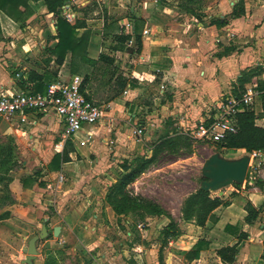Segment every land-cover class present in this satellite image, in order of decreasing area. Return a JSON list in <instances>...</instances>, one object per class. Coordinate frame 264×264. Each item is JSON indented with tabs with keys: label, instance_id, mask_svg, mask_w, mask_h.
<instances>
[{
	"label": "crops",
	"instance_id": "crops-1",
	"mask_svg": "<svg viewBox=\"0 0 264 264\" xmlns=\"http://www.w3.org/2000/svg\"><path fill=\"white\" fill-rule=\"evenodd\" d=\"M180 1L68 0L61 7V15L70 24L79 26L76 29L77 37L88 32L87 58L97 61L102 55L112 60L108 64L99 62L95 67L100 64L108 67L111 71L109 80L113 85L118 76L132 85L125 87L123 92L126 91V94L122 92L112 98L107 110L117 105L116 102L119 107H125V103H128L135 105L139 112L146 110L143 119L148 123L154 118L160 121L172 119L182 130L192 128L211 115L214 105L223 95L232 93V86L242 72L256 66L264 70V0H243L244 14L236 19L226 18L228 23L219 27L210 25L209 21L213 18L224 19L239 0H231L228 3L230 9L225 0H207L206 16H202L205 25L198 22L196 16L182 11L178 7ZM28 4L32 15L23 30L0 11V91L20 90L8 74L7 68L10 66L18 68L25 80L29 71L41 76L45 74L50 82L68 81L74 76L83 79L87 75L84 91L92 95L93 89L88 87L90 74L80 76L78 72H70V53L66 54L61 66L55 63L56 56L52 51L57 43L56 17L46 10L42 2L30 1ZM36 18H51L52 22L51 32L45 34L46 42L43 45V42H38L40 48L37 47V39L30 38L28 42L23 36ZM125 36L128 39L121 40ZM75 65L77 71L88 67L79 61ZM261 79L264 82V71ZM25 86L30 90L34 84L28 82ZM263 102L261 96L256 98V116L262 112ZM137 114L129 115V118H136ZM39 115L47 126L60 130L58 119L51 113L34 114L27 123L16 126L2 122L0 127L5 126L12 137L16 133L32 140V135L37 133ZM106 120L109 127L115 123V119ZM258 121H264V118L256 120L257 126ZM26 125L30 126L29 131L24 129ZM97 125L87 128L92 136ZM86 145L73 144L70 161L61 164L59 171H51L53 184L45 182L38 172L30 176L17 173L8 175L10 181L7 188L14 203L0 207V216L8 213L0 220L2 264H24L28 240L40 232L43 224L48 237L36 243L37 255L33 264H58V252L46 246L58 242L59 247L67 243L69 237L75 242L72 250L80 246L82 251L90 253L103 245V215L105 213L109 219L111 210L100 204V193L90 179L91 170L87 168L89 160H83L85 166L73 161ZM63 148L61 151L55 149L56 154L61 153ZM59 175L64 178L62 183L57 182ZM261 179L264 180V174ZM229 185L224 186L223 190H215L216 195L210 194L211 197L229 200L230 205L214 210L204 227L184 223L191 227L188 230L193 229L199 235L182 253L185 262L222 264L216 251L235 245L238 235L243 232L247 237L239 245L236 264H264V194L244 193L256 209L263 206L259 217L252 224H246L247 213L243 206L229 199V195H234L231 186L234 187V184ZM54 218L60 220L59 226H50ZM54 227H59L57 238L52 235ZM201 232L205 237H200ZM199 240H204L207 247L197 259L187 260L186 253ZM168 243L172 245L171 241ZM103 259L104 256L91 264L98 261L103 264Z\"/></svg>",
	"mask_w": 264,
	"mask_h": 264
},
{
	"label": "rangeland",
	"instance_id": "rangeland-1",
	"mask_svg": "<svg viewBox=\"0 0 264 264\" xmlns=\"http://www.w3.org/2000/svg\"><path fill=\"white\" fill-rule=\"evenodd\" d=\"M160 1L166 3V0ZM225 1H227V8L230 9L228 3L231 0ZM208 5V1L205 0L199 15L206 16L204 10H207ZM225 18H229V15ZM51 24V18L41 20L36 18L23 33L24 40L30 42V38L37 39V47L40 48L41 44L46 42L45 34L52 30ZM38 42L43 43L39 44ZM7 71L15 81L17 77L13 73L18 72L19 69L9 66ZM77 72L80 76L85 73L90 74L88 87L93 89V93L90 96L86 95L96 104L106 107V111L109 113L104 115L105 121L97 125L90 142L86 143L83 150L79 153L75 151L77 154L73 161L80 166H85L83 160H89L87 168L91 170L90 179L100 193V204L103 208L109 207L111 211L109 219L105 213L103 215L105 223L103 245L98 246L90 253L82 251L80 246H76L72 250L75 243L72 237H69L67 243L60 244L59 247H57L58 242H52L46 248H55L54 250L58 252V264H88V262L91 264L93 260H98L102 256L105 259H103V264H158L159 250L162 251L163 264H194L193 262L187 263L182 259L185 248L199 236L198 233L192 231L193 229L188 230L191 227L185 226V222L181 220L182 204L190 194L199 189L200 183L203 181L202 166L212 154L218 153L227 159H238L248 153L221 149L218 144L196 140L190 135L195 126L182 130L172 119L160 121L154 118L150 120L151 123H148L143 119L146 110L139 112L135 105L130 106L125 103V107H119L116 102L117 105H113L111 109L107 110V105L113 96L117 92H123L116 85L110 83V69L100 64L97 67L88 66ZM261 78L262 74L259 77H253L250 82H263ZM259 88L262 87L259 86ZM136 113H138L136 118H129V115L133 116ZM110 118L115 119V123L111 127L106 120ZM257 124L264 126V121H258ZM137 125L143 128V133L139 137L133 133ZM24 129L29 131L30 126L26 125ZM36 130L37 133L32 135L33 139L29 140L16 133L12 137L5 126L0 127V161L5 159V151L12 150L9 166L0 167V178L8 179L9 177L6 176L11 173L30 176L38 172L40 178H45V182L53 184L54 178L50 177L51 170L48 162L56 154L55 146L60 139V130L47 126L44 119H41V115L38 116ZM66 143L64 146L66 145L68 148L70 143L68 141ZM105 145L110 149L105 148ZM84 155L87 156L84 157ZM137 156L150 159L152 163L128 186L126 192L129 195L139 196L155 203L167 216L148 215L140 212L117 216L106 202L110 186L123 175L122 165L130 163L131 166H134L132 160ZM8 167L11 171L6 175L5 169ZM41 172L43 174H40ZM263 174V164L258 167H249L242 186L233 187L231 185L234 195H229V199L233 203L243 206L248 200L245 196L247 194L244 193L264 194V180L261 179ZM253 176L260 180L257 184L252 178ZM4 182L0 184V190L3 192L0 193V207L8 203L1 197L5 194ZM224 186L229 187L230 185ZM224 186L220 188L223 190ZM211 192H214L210 193L212 196L216 195L215 190ZM170 220L177 224L178 230V235L168 240L172 242V245L164 242L162 233L163 228L170 223ZM59 224L60 220L54 218L50 226H59ZM199 234L200 237H205L204 233ZM99 263L100 261L96 264Z\"/></svg>",
	"mask_w": 264,
	"mask_h": 264
},
{
	"label": "trees",
	"instance_id": "trees-1",
	"mask_svg": "<svg viewBox=\"0 0 264 264\" xmlns=\"http://www.w3.org/2000/svg\"><path fill=\"white\" fill-rule=\"evenodd\" d=\"M30 1L42 2L46 10L56 17L55 23L57 30V43L52 52L56 56L55 63L57 66L62 65L67 53L71 54L70 72L72 74L77 72L75 65L76 61L91 67H95L99 62H105L107 64L110 62L112 63V60L102 55L99 56L97 61L87 58L86 49L88 44V32L84 33L81 37H77L76 29L79 28V26H77V24H70L61 15V7L65 5L68 0H0V11L17 23L20 30H23L26 26V21L32 15L28 4ZM202 2L203 0H181L178 7L186 13L196 16L198 18V22L203 24L204 22L202 20V16L199 15L201 12L200 9ZM243 14V0H239L232 7L229 18L236 19L241 17ZM227 23L228 20L226 18H213L209 21L210 25H216L218 27L225 26ZM127 39L128 36L121 38L123 41H126ZM263 71L264 70L261 66H256L242 72L232 86V94L241 95L247 84L254 83L250 82L252 78L259 77ZM13 75L17 77L15 81L20 90L29 93H44L48 85L53 83L46 79L45 74L41 76L33 71L26 73V80L23 78L24 76H20V72H15ZM87 80L88 76L85 75L80 89L81 92H84L83 84H85ZM28 82H32L34 84V87L30 90H28L25 86ZM114 84L120 89V91H123L127 85L132 87V85L121 76H118L115 79ZM257 84L263 88L264 82H258ZM119 94L120 93L117 92L113 96V99ZM261 98L264 99V94L261 95ZM262 105V112L257 116L249 107H246L238 112L236 115V133L227 136L224 141L219 143V148L226 150H244L247 153L257 150L264 151V127L257 126L255 123L257 119L264 118V102ZM69 143L68 148H66L67 146L65 145L63 151L55 154L51 159L49 163L51 171H59L61 169V164L68 163L70 161L69 154L74 151V148L71 142ZM11 151H5V159L0 161V167L3 168L5 166H9L12 157ZM132 162L134 166H131L130 163L122 165L121 169L123 171V175L110 186L106 195V202L117 216L129 213L135 214L139 212L142 214L146 213L148 215L167 216V214L155 203L139 196L129 195L126 192L128 186H130L142 173H144L152 163L150 159L147 160L139 156L134 158ZM9 171H11L9 167L5 169L6 175ZM6 177H8V175ZM9 181V178H0V184L2 182L5 183V194L1 197L8 203L12 204L14 201L11 199L7 188ZM259 181L260 180H255L256 184ZM234 186L238 185L234 184ZM0 193L3 192L0 190ZM228 205H230L229 200L211 197L209 192L198 189L184 200L181 208V220L185 223H193L198 227H204L214 210L218 207ZM262 208L263 206L256 209L252 203L247 200L243 205V209L247 213L245 223L252 224L259 217L262 212ZM6 215H8V213L1 215L0 220ZM225 229H227V227ZM162 233L164 234V242L167 243L170 238L178 235L177 224L173 220H170V223L163 228ZM246 237L247 235L241 232L237 237L238 241L235 245L226 246L216 251V256L222 264H236V257L239 253V245L246 239ZM205 247H207V243L204 240H199L192 247V249L186 253L185 258L189 261L197 259L200 252ZM158 263H164L161 250L158 252Z\"/></svg>",
	"mask_w": 264,
	"mask_h": 264
},
{
	"label": "built area",
	"instance_id": "built-area-1",
	"mask_svg": "<svg viewBox=\"0 0 264 264\" xmlns=\"http://www.w3.org/2000/svg\"><path fill=\"white\" fill-rule=\"evenodd\" d=\"M146 33L145 30L144 34ZM82 81V78L74 76L68 81L53 82L44 93L0 91V123L16 126L27 123L34 114L51 113L60 125V139L55 146L57 151H61L67 141L85 145L92 136L87 128L104 119L106 107L90 100L85 91L81 92ZM123 93L126 94V91ZM262 94L264 88L260 89L257 83H253L246 86L241 95L231 92L223 95L214 105L211 115L199 121L190 135L206 143H221L227 136L236 133L237 113L246 107L255 111V100ZM133 133L139 137L143 128L137 125ZM248 156L251 163L249 167H258L261 164L264 166V151H252ZM252 178L257 179L255 176ZM63 181V176L59 175L57 182Z\"/></svg>",
	"mask_w": 264,
	"mask_h": 264
},
{
	"label": "water",
	"instance_id": "water-1",
	"mask_svg": "<svg viewBox=\"0 0 264 264\" xmlns=\"http://www.w3.org/2000/svg\"><path fill=\"white\" fill-rule=\"evenodd\" d=\"M250 158L244 155L238 159H227L221 157L218 153L212 154L203 164L201 175L203 181L199 189L205 192H211L227 184H243L248 168ZM59 227L53 228L52 235L57 237ZM48 237L46 226H41L40 232L31 237L27 244V255L23 261L24 264H33L32 261L37 255L36 243Z\"/></svg>",
	"mask_w": 264,
	"mask_h": 264
}]
</instances>
